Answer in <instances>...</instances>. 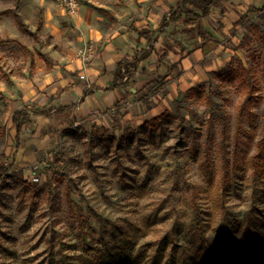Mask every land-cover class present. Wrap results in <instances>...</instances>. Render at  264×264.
Returning a JSON list of instances; mask_svg holds the SVG:
<instances>
[{
    "label": "rangeland",
    "instance_id": "obj_1",
    "mask_svg": "<svg viewBox=\"0 0 264 264\" xmlns=\"http://www.w3.org/2000/svg\"><path fill=\"white\" fill-rule=\"evenodd\" d=\"M176 2L81 0L104 33L95 41L71 22L85 66L116 28L154 29L155 53L113 104L31 115L18 138L12 115L33 105L24 89L41 75L34 51L61 53L60 38L77 34L46 26L61 15L54 0H0V164L11 165L0 264H264V0L213 8L202 23L219 45L207 55L182 23L159 30ZM164 42L175 43L165 57ZM32 136L36 153L22 156Z\"/></svg>",
    "mask_w": 264,
    "mask_h": 264
},
{
    "label": "crops",
    "instance_id": "obj_2",
    "mask_svg": "<svg viewBox=\"0 0 264 264\" xmlns=\"http://www.w3.org/2000/svg\"><path fill=\"white\" fill-rule=\"evenodd\" d=\"M58 9L61 12L60 17L50 19L51 17L46 15V26L54 30V32H60V34L68 33V35H72L75 32L73 31V33H71L68 31L71 29V22H73L77 27L81 28L84 37L95 41H101L104 38V33L97 25L100 16H96L97 19H94L95 15L88 6L82 5L80 12L75 16L66 13L60 7H58ZM67 23L70 25L67 26ZM141 29L154 30L149 27H135V32H130L127 31V29L119 30L116 28L114 33L105 40L104 48L99 59L88 66H85L78 56V51L80 49L78 44H81L84 37L79 36L77 30H75V34H77L76 37L60 38L59 43L61 45V53L50 49H41V52L34 51L33 57L34 62L36 63L35 71L38 75H41L36 76V79L34 80L36 84L34 81H30L31 83H34L30 85L26 84V88L24 89L26 102L28 101L33 104L28 108H53L55 110L50 114L32 113L31 115L35 116L37 120L41 116L49 117L53 120L52 116L59 113L85 116L89 113L100 110L106 104H113L123 90L122 83L125 80L133 79V77L128 78L126 76L122 81L115 80V72L118 63L124 58L131 60L135 56H140L143 52L148 51L152 44L156 49V44L159 43V35H156L153 41L152 37L151 39L143 36L140 37L139 31ZM164 44L166 47L163 49L162 54L164 50H167L168 52L169 48L173 49L175 46V43L169 44L168 46L165 42ZM155 49L150 50L151 52L149 56L139 62L138 69L140 72L137 76L140 75L141 71H144L143 67L146 64L147 59L153 56ZM188 55L185 57L181 55V59H178L179 61H177L179 63L178 65L185 66L184 70H189L192 67V65H186V61L192 62L191 57ZM122 70L125 71V68ZM84 71L86 72L85 77L80 79L76 73L83 74ZM60 107H63V109H58ZM24 123L25 121L23 124ZM23 124L19 138L22 131H24ZM35 135L38 136L39 132ZM37 139V137L32 136L31 138L26 139L24 145L20 147L18 146L22 156H30L36 153L38 148Z\"/></svg>",
    "mask_w": 264,
    "mask_h": 264
},
{
    "label": "trees",
    "instance_id": "obj_3",
    "mask_svg": "<svg viewBox=\"0 0 264 264\" xmlns=\"http://www.w3.org/2000/svg\"><path fill=\"white\" fill-rule=\"evenodd\" d=\"M230 0H177V2L171 6L169 17H163L160 22V31H166L172 22L177 21L182 23L181 31L187 32L191 37H197L198 41H200V48L204 55L208 54L212 50H215L219 41L214 36V34L205 29L202 19L204 17H208L212 13V9L215 7H219L223 2H228ZM264 8V6H263ZM258 9V8H257ZM4 11H0L2 14ZM14 16L16 18V22L19 27L25 32L33 33L26 23L21 14L14 12ZM154 30L151 29H141L139 31V36H143L151 39ZM157 40V38H156ZM177 44H182L177 42ZM155 47L150 45V49L148 51L143 52L140 56H135L133 59H122L118 63L117 70L115 72V80L122 81L126 76L128 78L134 77L139 74L138 64L141 60L149 56L150 50H154ZM183 57L187 56L189 53L184 46L181 47L180 50ZM168 54L167 50H164L162 56H166ZM125 68V71L122 69ZM115 86V85H114ZM195 87L191 88L189 92L193 91ZM58 109H63L60 107ZM53 108L50 109H37L31 108L29 109L27 106L17 109L13 113V122L17 128V136L19 138V134L21 131L22 124L25 119H28L30 115L33 114H50ZM259 159L257 161V166L264 170V133L261 141L259 142ZM11 169V165L8 166L6 164H0V180H4L5 175L8 174Z\"/></svg>",
    "mask_w": 264,
    "mask_h": 264
},
{
    "label": "built area",
    "instance_id": "obj_4",
    "mask_svg": "<svg viewBox=\"0 0 264 264\" xmlns=\"http://www.w3.org/2000/svg\"><path fill=\"white\" fill-rule=\"evenodd\" d=\"M57 5L70 15H77L81 8V0H54ZM84 78V75H81Z\"/></svg>",
    "mask_w": 264,
    "mask_h": 264
}]
</instances>
